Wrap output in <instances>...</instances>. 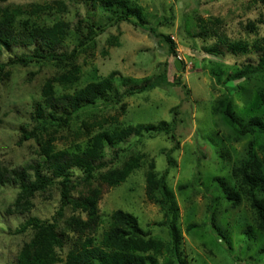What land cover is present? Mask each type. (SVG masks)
<instances>
[{
	"label": "rangeland",
	"instance_id": "374dc122",
	"mask_svg": "<svg viewBox=\"0 0 264 264\" xmlns=\"http://www.w3.org/2000/svg\"><path fill=\"white\" fill-rule=\"evenodd\" d=\"M123 1L126 5H118L117 13L107 11L90 0L5 2L19 10L14 22L16 34L32 36V27L51 26L55 20L64 22L66 32L61 45L66 49L77 43V32L73 29L77 20L85 19L94 23L95 45L86 48L78 56L77 63L82 71L80 86L115 71L113 86L119 98L121 93L146 87L142 92H129L130 96H123L116 104L97 102L95 106L86 107L81 114L103 112L124 123L147 126L140 131L143 135L135 132L101 151L100 159L108 161L113 151L118 150V159L111 160V166H120L129 155L144 154L147 161L154 163L155 171L160 173L167 166L164 153L172 146H177L172 154L175 165L169 167L166 184L175 194L178 209V226L181 230L178 256L181 262L264 264V230L257 227L254 212L243 191L238 189L239 181L234 174L245 158L247 143L254 138L250 135L239 136L236 129L221 117L220 111L213 112L214 107L219 108L221 99L229 98L235 115L242 123L254 111L264 115L263 104L255 95L252 81L237 84L240 86L237 89L230 88L234 82L223 83L237 68L236 65L241 66L249 57L252 60L255 57L254 54L234 56L225 52L222 44L218 45L226 53L224 58L207 54L201 49V46L216 44L217 39L210 33L202 34L204 24L214 29L218 27L219 34L223 31L230 38L249 40L246 24L256 21L260 13L264 16L263 5L252 0ZM134 5L140 8L137 16L130 13L127 20H116L118 13L126 11L125 7L131 12ZM258 28L264 36V24ZM159 32L173 38L175 55H169L167 45L156 37L155 33ZM93 43L91 41L88 44ZM17 44L10 51L0 50V62L6 61L11 55L33 50L32 45L23 44L21 39ZM31 69L35 75L29 81L28 72ZM214 71L220 73V80ZM2 74L0 167H31L39 161L36 145L33 141L21 145L18 142V127L29 120L28 112L32 103L41 99V88L45 80L54 75L53 70L50 67L38 70L35 66H12L7 67ZM158 81L160 85L149 89L148 83ZM73 88L64 89L55 83L56 95ZM173 107L177 110L175 115ZM122 108H126V112ZM160 121L175 125L172 129L174 140L156 130ZM86 143L76 122L70 130L61 133L55 146L56 149L73 152L79 150L76 146H81V149ZM254 150L263 161L264 168V154L256 142ZM146 167L147 163L116 186L111 187L103 180H95L88 187L100 192L96 205L98 219L93 232L96 241L108 228L111 212L119 208L136 216L146 234L161 237L167 244V231L161 223L163 214L160 206L146 197ZM220 180L240 192V201L235 206L226 199ZM15 187L5 183L0 188V264H15L20 246L30 237V230L23 233L14 230L29 215L50 218L59 203V191L53 188L36 195L32 200L33 208L26 214L12 213L8 210H13L12 203L17 192ZM87 192L86 187L80 186L76 195ZM68 214L70 212L66 210L63 218ZM60 227L68 241L80 246L82 235L71 232L65 220L60 223ZM166 244L161 253L146 257L144 264H165L166 260L171 259L172 254Z\"/></svg>",
	"mask_w": 264,
	"mask_h": 264
},
{
	"label": "trees",
	"instance_id": "16d2710c",
	"mask_svg": "<svg viewBox=\"0 0 264 264\" xmlns=\"http://www.w3.org/2000/svg\"><path fill=\"white\" fill-rule=\"evenodd\" d=\"M5 1L7 0H0V50L10 51L12 47L19 45L17 43L20 39L23 44L32 45L33 50L11 55L6 61L0 62V77L4 75L2 73L7 67L12 66L32 68L35 66L38 70L50 67L54 75L45 80L41 88V99L32 103L28 112L29 120L18 127V142L22 145L26 141H33L39 161L27 168L0 167V188L5 183L16 186L13 210H8L16 214H26L30 211L34 206L32 200L36 195L44 194L53 188L59 191L58 207L50 218L42 219L29 215L14 230L16 233L30 230V237L18 250L15 264H96V262L97 264H144L146 257L150 258L151 254L161 253L166 244L164 240L161 237L146 234L139 226L136 216L119 208L111 212L108 228L103 231L100 239L96 241L93 235L98 219L96 205L100 192L96 188L88 189V187L95 180H103L111 187L116 186L146 163L147 167L144 170L146 197L160 206L163 214L161 223L166 228L168 237L166 248L172 254L171 259L166 260L165 264H183L178 256L181 230L178 226L179 215L175 194L166 184L169 167L175 165L172 154L177 146L174 145L169 150H165L167 166L160 173L155 171L154 163L147 161L144 154L129 155L120 166H111L109 162L118 159V150L113 151L108 161L100 159L101 151L107 146L125 140L135 132L143 135L140 131L147 126L124 123L117 117L107 116L103 112L93 111L81 114L82 110L95 106L97 102L116 104L125 96H130L129 92H142L146 90V87L121 93L119 98L113 86L115 71L80 86L82 71L77 63L78 56L86 48L95 45L94 23L85 19L77 20L73 25L74 31L77 32V43L70 49H66L61 45L66 32L64 22L55 20L51 26L32 27V30L34 29L31 30L32 36L16 34L14 22L19 10L11 8ZM90 1H95L99 7L114 13L119 12L118 5H126L123 0ZM252 2L264 7V0H252ZM46 6L50 9L49 5ZM125 10L123 13H118L117 21L127 20L130 13L137 16L140 8L134 5L131 12L126 7ZM260 24H264L262 13L256 21L246 24L245 31L249 40L230 38L223 31L219 34L218 27L214 29L204 24L201 29L202 34L210 33L217 39L216 44L201 46V49L219 58H224L225 52L234 56L254 54V60L249 57L241 66L236 65L237 68L223 83L234 82L233 87L230 88L237 89L240 88L237 84L252 81L256 89L255 95L264 108V36L258 30ZM155 35L167 45L169 55H175L173 38L161 32ZM91 41L94 43L89 45ZM218 44L224 45L225 52ZM215 74L220 80V73L215 72ZM34 75L31 69L28 72V80L32 81ZM259 77H261L260 80H258ZM55 83L64 89L74 88L56 95ZM147 85L150 89L160 85V82ZM122 109L126 112V108ZM172 111L175 115L176 107H173ZM218 111L221 112V117L233 129H236L239 136L250 135L254 138L247 143L245 158L241 165L236 167L234 174L239 181L238 189L243 191L254 212L257 227L264 230V168L263 161L256 156L254 150L256 142L259 150L264 154V115L254 111L253 115L242 123L235 115L229 98L219 101V108L214 107L213 112ZM76 122L78 129L86 138V145L81 149V146H76L79 150L73 152L56 149L55 141L63 131L70 130ZM159 124L156 130L169 135L171 140H174L175 134L172 129L175 125L166 121H160ZM220 185L226 199L235 206L240 201V192L224 180H220ZM80 186L86 187L88 192L76 195ZM66 210H69L70 214L63 218ZM63 220L67 222L71 232L82 235L80 246L68 241L66 233L60 227Z\"/></svg>",
	"mask_w": 264,
	"mask_h": 264
},
{
	"label": "water",
	"instance_id": "95a60500",
	"mask_svg": "<svg viewBox=\"0 0 264 264\" xmlns=\"http://www.w3.org/2000/svg\"><path fill=\"white\" fill-rule=\"evenodd\" d=\"M178 65V64H177Z\"/></svg>",
	"mask_w": 264,
	"mask_h": 264
}]
</instances>
